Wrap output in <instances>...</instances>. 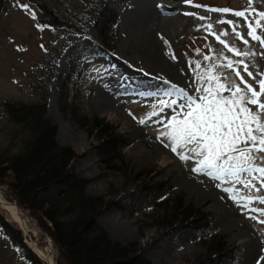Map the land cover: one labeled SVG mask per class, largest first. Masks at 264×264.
Segmentation results:
<instances>
[{
	"label": "rangeland",
	"instance_id": "rangeland-1",
	"mask_svg": "<svg viewBox=\"0 0 264 264\" xmlns=\"http://www.w3.org/2000/svg\"><path fill=\"white\" fill-rule=\"evenodd\" d=\"M92 1L10 0L2 4L0 146L11 148L12 144L18 143V139L13 137L17 127L6 118L2 103L27 104L43 98L44 118L55 127L56 144L68 147L76 154L68 169L86 181L83 190L86 196L100 197L104 202L95 222L110 241L134 247L149 264H193L195 258L204 254V244L210 236L215 235L221 237L226 245L236 248L232 264H257V260L264 257V223L260 222L264 216L253 211L264 209V204L257 199L264 196V188H260V174L240 173L242 180L251 181V186L246 187L235 179L218 180L204 172H193L192 168L197 166L199 158L185 150L190 159L181 160L178 154L165 147L168 141L160 134L165 131L168 119L186 110L181 109L180 105L186 103L187 96L198 98L203 94L202 89L209 86V69L212 75L219 78V83L226 86L220 95H230L228 86L232 82L240 84L237 72L258 90L256 80L264 78V46L247 35L246 21L254 22L257 13L264 12V0H251L250 8L249 0H180L185 7L184 16L180 15L171 22L168 19L171 15L164 16L163 24H155V31L148 35L151 41L157 42L158 57L172 66L169 72L181 78L180 87H165L142 97L117 98L108 104L109 108L105 106L102 96L109 75L120 73L125 68L129 79L136 80L145 73L146 67L134 45L131 26L126 23L133 0H101L118 16L117 26L108 27L106 47L102 46L98 32L89 20L87 12ZM34 3L45 4L79 27V32L67 34L37 28ZM23 5H27V8ZM225 8L231 11H212ZM236 11H245V17H236ZM237 33L240 35L237 36ZM256 34L264 39L262 29L258 28ZM91 44L98 51H91L83 55L85 59L79 57L74 61V80L68 85L70 99L62 106L57 80L69 69L66 58L76 48ZM229 48L236 51H229ZM229 63L231 68L227 67ZM245 66L247 71L244 70ZM248 72L253 76L249 77ZM173 101L176 103L173 104ZM249 107L254 109V106ZM93 120H103L124 140L120 162L114 161L107 167L99 161L94 150L95 138L90 135ZM141 155L144 157L141 158ZM252 163L264 167L262 160L257 159ZM145 171H151L145 180L149 185L161 182L169 188L168 201L173 203L180 197L183 206L191 205L208 213L211 217L208 229L166 231L157 225L154 220L162 216V205L159 210L141 196L138 189L143 180L141 174ZM189 187L192 191L188 190ZM225 188L232 191L226 192ZM4 192V188L0 187V195L8 202ZM155 196L159 200L162 194ZM249 197L252 199L249 200ZM216 202L222 203L227 213L236 219L238 223L234 228L223 225L221 212L215 207ZM0 213L18 228L1 206ZM20 213L34 231L24 234L18 228L23 243L36 255L35 249L44 251L52 262L54 253L50 241L34 228L26 211ZM107 218L115 219L125 231V236L111 239L98 222V219ZM242 227L247 231L246 237L238 233V228ZM249 243L255 245L250 252ZM0 264H26L21 254L10 247L1 231Z\"/></svg>",
	"mask_w": 264,
	"mask_h": 264
},
{
	"label": "trees",
	"instance_id": "trees-1",
	"mask_svg": "<svg viewBox=\"0 0 264 264\" xmlns=\"http://www.w3.org/2000/svg\"><path fill=\"white\" fill-rule=\"evenodd\" d=\"M6 1L10 0H0V10ZM34 4L37 28L67 34L79 32V27L45 4ZM87 13L102 46L106 47L108 27L117 26V14L101 0H93ZM91 51L98 50L92 44L82 45L66 58L69 69L57 80L62 106L70 99L68 85L74 80V61L79 57L85 59L83 55ZM2 109L8 121L17 127L13 137L18 139V143L12 144L11 148L0 146V187L5 190L4 198L21 212L26 211L34 228L48 238L54 253L52 264H149L134 247L110 241L95 222L104 202L100 197L86 196L83 191L86 181L68 169L76 154L70 148L56 144L55 127L44 118V99L27 104L4 101ZM90 135L95 138L94 150L101 163L108 167L112 162L122 160L120 149L124 140L107 123L93 120ZM150 174L151 171L141 174L143 180L138 189L140 195L159 210L162 205V216L154 220L157 225L166 231L208 229L211 220L208 213L191 205L183 206L180 197L173 203L168 201L169 188L164 183L149 185L145 182ZM157 194H162L159 200L155 196ZM169 202L171 205L167 207ZM0 231L26 264H45L25 246L20 230L1 213ZM204 250L193 264H232L237 252L235 247L226 245L221 237L215 235H211L204 244Z\"/></svg>",
	"mask_w": 264,
	"mask_h": 264
},
{
	"label": "snow or ice",
	"instance_id": "snow-or-ice-1",
	"mask_svg": "<svg viewBox=\"0 0 264 264\" xmlns=\"http://www.w3.org/2000/svg\"><path fill=\"white\" fill-rule=\"evenodd\" d=\"M23 7L26 9L27 5ZM250 7L251 0H249ZM212 11L229 12L231 10L225 8L212 9ZM234 15L245 17V11H236ZM262 21H264V12H258L257 19L254 22L246 21V24L247 35L264 46V39L256 34L258 28L264 30ZM219 22L223 23V21ZM227 23L231 24L232 21H227ZM239 35L237 33V36ZM244 42L247 43V40ZM229 51L236 50L229 48ZM196 67L199 68L200 65L197 64ZM227 67L231 68V63ZM244 70L247 71V66ZM247 74L249 77L253 76L251 72ZM207 75L209 86L202 89L203 94L198 98L187 96L186 103L180 105L181 109L186 110L168 119L165 131L160 134L168 141L165 147H169L173 153L178 154L181 160L190 159L185 154V150L194 157H198L197 166L192 168V171L204 172L214 179H235L237 183L250 187L251 181L242 180L240 173L258 172L260 188H264V167L252 163L257 159L264 161V120H262L264 116V99H262L264 98V78L256 80L257 90L237 72L240 84L232 82L228 86L230 95L224 96L220 93L225 90L226 86L219 83V78L212 75L211 69L208 70ZM213 82H215L214 86ZM175 103L173 101V104ZM249 105L254 106V109ZM224 191L231 192L232 189L225 188ZM257 199L264 204V196L257 197ZM253 211L260 212L261 216H264V209H253ZM252 218L256 219V217ZM260 222L264 223V220ZM262 260L264 257L259 258L257 264H261Z\"/></svg>",
	"mask_w": 264,
	"mask_h": 264
},
{
	"label": "bare ground",
	"instance_id": "bare-ground-1",
	"mask_svg": "<svg viewBox=\"0 0 264 264\" xmlns=\"http://www.w3.org/2000/svg\"><path fill=\"white\" fill-rule=\"evenodd\" d=\"M169 4L172 5L168 7ZM184 9L185 7L180 0H133L132 10L126 18V23L131 26V33L135 37L134 45L146 67V71L140 76H136V80L129 79L125 68L121 69L120 73L109 75L110 78L106 82L107 87L102 92L107 108H109L108 104L117 98L142 97L157 90L161 91L165 87H180L181 78L169 72L172 66L158 57L157 42L151 41L148 35L155 31V24H163L165 21L164 16L171 15L168 18L171 22L180 15L184 16ZM143 157L141 155V158ZM188 190L192 191L191 187ZM0 206L24 234L34 232L22 217L20 211L12 203L6 202L1 195ZM215 207L221 212L223 225L228 228H234L238 222L227 213L223 204L216 202ZM98 222L105 228L111 239L121 235L125 236V231L115 219H98ZM238 233L241 236H247V231L243 227L238 228ZM254 246L253 243L248 244L249 252ZM35 250L43 261L51 263V259L44 251ZM261 264H264V260L261 261Z\"/></svg>",
	"mask_w": 264,
	"mask_h": 264
},
{
	"label": "water",
	"instance_id": "water-1",
	"mask_svg": "<svg viewBox=\"0 0 264 264\" xmlns=\"http://www.w3.org/2000/svg\"><path fill=\"white\" fill-rule=\"evenodd\" d=\"M15 206V205H14ZM16 207V206H15ZM34 253V252H33ZM35 254V253H34ZM36 255V254H35ZM39 259H41L38 255H36ZM42 260V259H41ZM45 262V261H44ZM46 264H52V262L51 263H49V262H45Z\"/></svg>",
	"mask_w": 264,
	"mask_h": 264
}]
</instances>
